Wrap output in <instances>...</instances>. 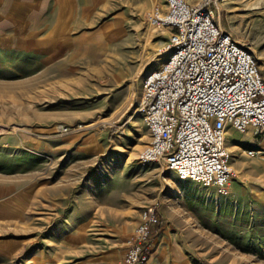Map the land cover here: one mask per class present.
I'll return each instance as SVG.
<instances>
[{"label":"rangeland","instance_id":"1","mask_svg":"<svg viewBox=\"0 0 264 264\" xmlns=\"http://www.w3.org/2000/svg\"><path fill=\"white\" fill-rule=\"evenodd\" d=\"M163 3L121 0L90 10L83 29L104 30L106 57L119 48L105 77L77 85L50 76L28 90L33 83H22L21 61H10V70L0 67L8 264H121L140 214L154 206L161 222L146 264H264L262 135L227 134L236 172L227 194L182 181L163 162L139 159L150 141L140 111L141 80L164 61L159 49L172 32L148 21ZM214 9L264 77V0H220ZM47 109L56 110L55 119L41 123L37 113L43 117ZM252 149L258 156L244 154Z\"/></svg>","mask_w":264,"mask_h":264},{"label":"built area","instance_id":"2","mask_svg":"<svg viewBox=\"0 0 264 264\" xmlns=\"http://www.w3.org/2000/svg\"><path fill=\"white\" fill-rule=\"evenodd\" d=\"M163 1L148 21L172 32L159 49L164 61L141 82L140 111L150 141L139 159L163 162L180 180L227 194L236 172L226 137L232 129L264 135V77L254 55L222 28L214 9L220 0ZM160 222L156 206L142 211L121 264L148 263Z\"/></svg>","mask_w":264,"mask_h":264},{"label":"crops","instance_id":"3","mask_svg":"<svg viewBox=\"0 0 264 264\" xmlns=\"http://www.w3.org/2000/svg\"><path fill=\"white\" fill-rule=\"evenodd\" d=\"M109 2L121 0H0V67L10 70V61H21L25 69L19 73L22 83H33L28 90H36L40 79L50 76L60 83L75 80L81 85L94 76L105 77V71L112 74L119 48L114 47L112 57H106L104 30L90 33L83 29V24L88 26L90 10L103 9ZM55 112L47 109L43 117L37 113L39 121L55 119ZM2 209L7 211V202L0 201V264H8V220Z\"/></svg>","mask_w":264,"mask_h":264},{"label":"bare ground","instance_id":"4","mask_svg":"<svg viewBox=\"0 0 264 264\" xmlns=\"http://www.w3.org/2000/svg\"><path fill=\"white\" fill-rule=\"evenodd\" d=\"M165 56V54H163V53H161V54H159V58H161V57H164ZM147 73V72H146ZM145 73V74H146ZM164 248V247H163ZM164 251V250H163ZM157 254H158V252L156 251V253L154 254V256H153V258H155L156 256H157ZM162 256V255H161ZM159 257V256H158ZM164 258V257H163Z\"/></svg>","mask_w":264,"mask_h":264}]
</instances>
